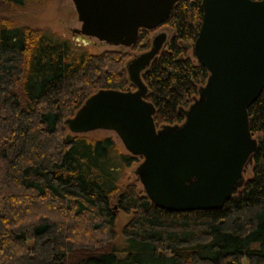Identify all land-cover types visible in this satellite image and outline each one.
I'll return each instance as SVG.
<instances>
[{
    "label": "trees",
    "instance_id": "trees-1",
    "mask_svg": "<svg viewBox=\"0 0 264 264\" xmlns=\"http://www.w3.org/2000/svg\"><path fill=\"white\" fill-rule=\"evenodd\" d=\"M46 2L0 0V264H264V86L246 108L250 176L218 208L159 207L126 176L139 156L63 123L97 89L134 88L124 62L152 29L126 50L90 52L4 14ZM201 13L200 0H176L162 22L171 33L140 72L155 127L179 122L205 80L188 54ZM117 211L128 218L115 247Z\"/></svg>",
    "mask_w": 264,
    "mask_h": 264
},
{
    "label": "water",
    "instance_id": "water-1",
    "mask_svg": "<svg viewBox=\"0 0 264 264\" xmlns=\"http://www.w3.org/2000/svg\"><path fill=\"white\" fill-rule=\"evenodd\" d=\"M176 0H71L80 37L129 47L139 28L163 22ZM201 19L191 51L207 75L182 119L155 127L154 107L140 78L165 41L159 30L148 48L124 62L133 89H97L63 123L71 133L114 132L140 157L133 168L143 193L170 210L218 208L244 181L256 139L247 106L264 86V0H200Z\"/></svg>",
    "mask_w": 264,
    "mask_h": 264
},
{
    "label": "rangeland",
    "instance_id": "rangeland-1",
    "mask_svg": "<svg viewBox=\"0 0 264 264\" xmlns=\"http://www.w3.org/2000/svg\"><path fill=\"white\" fill-rule=\"evenodd\" d=\"M4 14L7 17V19L16 22L18 24H23L33 27H48L53 31L59 33L61 36L68 38L74 45L85 47L90 52H98L103 49L126 50L121 46L107 45L106 43L99 41L94 37H89V36L80 37V35L73 30L74 28H77L79 26V22L76 19V14L71 0H48V2H46L43 5L26 4L23 7L13 9L12 11H7ZM165 32L168 38L171 32L166 27H165ZM190 53H191V46H189L188 48V54L190 55ZM84 133L94 136L109 135L116 142V144L122 150H124L119 139L111 130L96 128L93 130L86 131ZM137 162L138 161L133 162L128 167V169L126 170V176L129 181L136 184L137 188L141 189L136 174L133 171V168ZM249 168L250 166L243 171L244 178L250 176ZM115 216H116L115 217L116 236L112 244L113 246L117 247L119 246L122 240L121 237L119 236L118 231L120 227L124 224V222L127 220L128 215L120 211H117L115 213Z\"/></svg>",
    "mask_w": 264,
    "mask_h": 264
},
{
    "label": "flooded vegetation",
    "instance_id": "flooded-vegetation-1",
    "mask_svg": "<svg viewBox=\"0 0 264 264\" xmlns=\"http://www.w3.org/2000/svg\"><path fill=\"white\" fill-rule=\"evenodd\" d=\"M165 27L166 28H168L167 26H165L164 24H162V23H160V24H158V25H156L155 27H153V28H151L152 29V31H151V33H150V36H149V42H150V37H151V35L153 34V33H155V32H157V31H159V30H163L164 32H165ZM169 29V28H168ZM167 40V34H166V32H165V41ZM164 41V42H165ZM164 44V43H163ZM162 44V45H163ZM162 47V46H161ZM160 50V49H159Z\"/></svg>",
    "mask_w": 264,
    "mask_h": 264
}]
</instances>
